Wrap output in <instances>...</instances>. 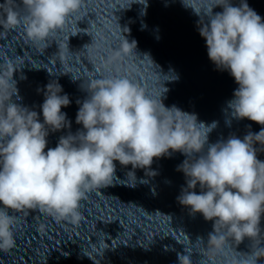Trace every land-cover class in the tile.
Segmentation results:
<instances>
[{"label": "clouds", "instance_id": "clouds-1", "mask_svg": "<svg viewBox=\"0 0 264 264\" xmlns=\"http://www.w3.org/2000/svg\"><path fill=\"white\" fill-rule=\"evenodd\" d=\"M181 2L199 17L197 27L210 61L238 85L227 102L231 117L248 119L261 125V130L250 131L242 139L230 135L209 143L216 122L209 125L195 113L165 106L168 89L163 85L158 92L131 72L112 70L117 60L137 55L136 41L125 37L120 48L103 61L104 71L98 78L79 80L87 95L76 101L75 122L82 128L75 133L61 111L71 101L68 94H61L59 83L46 85L41 122L40 113L13 101L14 96L19 98L18 88L13 79L16 71L9 66L0 74V252L15 247L18 217L13 213L38 208L58 221L77 224L87 195L119 180L116 162L131 165L127 180L119 182L135 187L136 183L127 181L129 176L136 178V169L155 176L154 159L179 152L185 160L177 171L184 174L186 185L177 201L190 215L199 213L213 221L206 244L208 259L226 256V246H238L245 238L252 242L251 253L228 264H258L264 259V160L258 158V151H264V19L247 0ZM83 3L3 0L0 28L23 27L27 41L47 48L49 38L67 27ZM217 7L222 11L214 12ZM63 129L69 131L49 148L50 132ZM177 259L179 264H192L189 255L178 254Z\"/></svg>", "mask_w": 264, "mask_h": 264}]
</instances>
